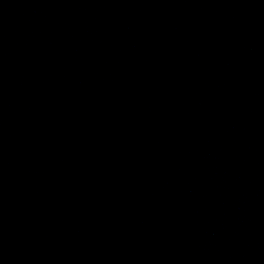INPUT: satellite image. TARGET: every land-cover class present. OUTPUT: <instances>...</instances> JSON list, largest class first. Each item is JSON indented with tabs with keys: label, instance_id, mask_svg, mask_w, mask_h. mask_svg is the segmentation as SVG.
<instances>
[{
	"label": "water",
	"instance_id": "95a60500",
	"mask_svg": "<svg viewBox=\"0 0 264 264\" xmlns=\"http://www.w3.org/2000/svg\"><path fill=\"white\" fill-rule=\"evenodd\" d=\"M0 264H56L42 0H0Z\"/></svg>",
	"mask_w": 264,
	"mask_h": 264
}]
</instances>
